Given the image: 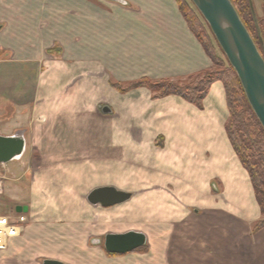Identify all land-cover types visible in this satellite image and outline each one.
I'll return each instance as SVG.
<instances>
[{"label":"crops","instance_id":"obj_1","mask_svg":"<svg viewBox=\"0 0 264 264\" xmlns=\"http://www.w3.org/2000/svg\"><path fill=\"white\" fill-rule=\"evenodd\" d=\"M254 3L264 16V0ZM212 65L177 0H0V134L25 130L29 160L37 146L44 163L26 174L28 196L9 202L6 213L22 206L30 215L7 263L40 231L60 244L52 257L96 264L102 254L79 261L63 244L155 224V243L167 244L156 264H264V227L255 228L263 214L226 130L224 83L211 85L203 107L128 89ZM103 187L131 197L90 202ZM44 240L33 242L37 252H48Z\"/></svg>","mask_w":264,"mask_h":264},{"label":"trees","instance_id":"obj_2","mask_svg":"<svg viewBox=\"0 0 264 264\" xmlns=\"http://www.w3.org/2000/svg\"><path fill=\"white\" fill-rule=\"evenodd\" d=\"M231 1L264 56V16H257L261 29V34H259L250 0ZM177 3L191 31L195 34L213 61V65H218L220 57L216 52L211 36L205 29L198 14L188 1L177 0ZM213 37L215 38L214 35ZM217 44L220 47L218 42ZM211 68L191 76L190 78L204 75L199 82L192 86L182 85L179 81L171 79L152 80L144 77L130 84L128 89L144 86L154 91L159 97L175 94L199 107H203V101L211 85L216 81H222L224 83L230 112L226 122V130L234 150L243 166L247 169L254 186L256 198L263 214V218L255 225V228L259 229L264 227V128L250 105L240 78L231 64L227 70L216 71Z\"/></svg>","mask_w":264,"mask_h":264},{"label":"water","instance_id":"obj_3","mask_svg":"<svg viewBox=\"0 0 264 264\" xmlns=\"http://www.w3.org/2000/svg\"><path fill=\"white\" fill-rule=\"evenodd\" d=\"M223 50L231 66L240 78L246 96L256 116L264 128V56L260 52L249 30L242 21L231 0H192ZM258 33L261 34L253 0H250ZM106 111H109L106 108ZM25 130L14 135L0 134V163L20 160L26 152ZM131 193L114 187H103L91 192L88 199L93 204L111 206L122 203ZM22 206L17 207L22 212ZM101 239L92 241L100 244ZM147 237L144 233L130 231L123 234H107L105 247L108 252L125 254L144 246ZM44 264H64L60 261L46 260Z\"/></svg>","mask_w":264,"mask_h":264},{"label":"rangeland","instance_id":"obj_4","mask_svg":"<svg viewBox=\"0 0 264 264\" xmlns=\"http://www.w3.org/2000/svg\"><path fill=\"white\" fill-rule=\"evenodd\" d=\"M189 2V4L193 7V9L196 11L198 14L199 18L201 19L205 29L208 31L209 35L211 36V39L213 41V44L215 45L216 52L218 56L220 57L219 59V64L218 65H212L211 69L212 70H227L230 67V64L222 51V49L218 46L217 41L213 37V34L207 24V22L203 19L201 14L199 13L198 9L195 7L193 4L192 0H186ZM257 16H260L258 14V11L255 7ZM261 13V12H260ZM261 15H263L261 13ZM210 69V68H209ZM204 75L196 76L193 78H188L185 80L179 81L182 85H194L201 78H203ZM36 89V84H33L31 87L32 95L34 94V91ZM20 91L19 85L15 86V92L18 93ZM2 131H6V127L3 125L1 127ZM27 133V132H26ZM26 152L20 160H13L5 163V168H3L2 163H0V175L4 174L7 176L8 180L5 181V190H4V195L0 197V210L2 212H6L10 208V203L12 204L15 202V199L22 198V197H27L29 194V182L28 179L26 178V174L32 172V174H35L38 170H40L44 163L41 159V154L38 152L37 146H35L33 149V156L29 160V157L31 155V147L30 145L27 146ZM27 160H29L28 163ZM26 163V164H25ZM149 188V186H147ZM143 191V190H142ZM144 192V191H143ZM117 208V207H115ZM113 208V209H115ZM14 211V208H10ZM9 209V210H10ZM26 217H27V222L26 225H28L29 222V215L30 213L24 212ZM148 221V220H146ZM41 229V228H40ZM107 233L110 232H120V231H125L124 229L118 228L114 226L113 228H107L106 229ZM135 231H139L141 233H144L145 236L147 237V242L144 246L140 247L139 249L128 252L125 254H116V253H109L105 247V238L106 234H100L99 236L93 234V233H88L87 235V241L85 244L83 243H70V244H63L62 249L66 250L68 254H78L79 258H77L79 261H81V258H84L83 256L79 254H88L87 250H89V254H102L103 260L101 262H98L96 264H156L155 262V254L158 253H165L166 252V242L164 243H155V224L152 225H147V229H131ZM130 231V230H128ZM126 232V231H125ZM25 233V232H24ZM52 235V237H51ZM54 232L50 233V235L47 237L46 233H40V231L34 233L33 239L28 240L21 245L20 242H18V248H16L12 254H19L21 255L16 256L15 264H44L46 260H55V261H60L63 262L64 264H68L64 261H62L59 258L52 257L51 254L53 253V249L56 247H59V243L54 242ZM99 237L101 238V243L100 244H93L90 240L92 238ZM42 239H45L44 242L40 244L39 247H42L43 251L45 248L48 252H37L36 251V245H33L35 241H40ZM37 242H35L36 244ZM65 245V246H64ZM11 247L16 246L15 243L10 244ZM9 246V247H10ZM9 247H7L4 250H0V264H8L5 258H3V254H9L10 250ZM45 247V248H44ZM95 252V253H94ZM167 254H164L166 257ZM22 260V262L20 261ZM18 261V262H16ZM166 261V259H165ZM163 264H167V262H164Z\"/></svg>","mask_w":264,"mask_h":264},{"label":"built area","instance_id":"obj_5","mask_svg":"<svg viewBox=\"0 0 264 264\" xmlns=\"http://www.w3.org/2000/svg\"><path fill=\"white\" fill-rule=\"evenodd\" d=\"M5 168V163H2ZM7 176L0 175V197L4 195L5 181ZM27 217L24 212H15L8 214L0 210V250H4L10 246L11 241L24 234L26 229Z\"/></svg>","mask_w":264,"mask_h":264}]
</instances>
